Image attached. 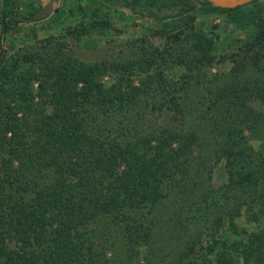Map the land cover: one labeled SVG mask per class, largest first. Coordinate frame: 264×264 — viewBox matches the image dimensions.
<instances>
[{
	"label": "trees",
	"instance_id": "1",
	"mask_svg": "<svg viewBox=\"0 0 264 264\" xmlns=\"http://www.w3.org/2000/svg\"><path fill=\"white\" fill-rule=\"evenodd\" d=\"M115 1L167 42H129L108 84L52 36L5 55L36 19L0 0V264H264L263 6ZM247 4L257 32L210 71L218 35L196 18ZM91 13L76 31L110 22Z\"/></svg>",
	"mask_w": 264,
	"mask_h": 264
},
{
	"label": "rangeland",
	"instance_id": "2",
	"mask_svg": "<svg viewBox=\"0 0 264 264\" xmlns=\"http://www.w3.org/2000/svg\"><path fill=\"white\" fill-rule=\"evenodd\" d=\"M20 9L25 16L34 15L36 20L23 21L21 29L14 33H7L3 41L6 49L5 55H10L19 47L32 46L41 51L47 46L46 39L51 36L65 42L63 52L72 53L86 62L97 61L104 63L106 70L102 80L113 83L117 79L113 69L118 67L122 57L130 52L129 42L147 36L157 47L163 48L167 42L166 37L154 34V25L148 16H142L126 10L122 4L115 0H61L58 9L53 11L51 18L45 17L58 0H18ZM257 4L263 6L264 0ZM255 4H247L230 11L201 13L196 18V28L202 33L218 35L212 52L216 55L215 63L210 71L227 73L230 69L228 60H220L222 54H229L243 40L250 39L258 29L252 21L250 8ZM107 12L110 22L88 32L76 31L74 28L81 22L88 23L92 10ZM41 17V18H40ZM49 18V19H48ZM73 28V33L69 32ZM181 42H176L180 49ZM123 67V66H121ZM209 69V67H208ZM185 70L184 65L167 62L164 71L168 77L177 78ZM134 74V83H139L141 71ZM223 172L216 167L215 180L221 179Z\"/></svg>",
	"mask_w": 264,
	"mask_h": 264
},
{
	"label": "water",
	"instance_id": "3",
	"mask_svg": "<svg viewBox=\"0 0 264 264\" xmlns=\"http://www.w3.org/2000/svg\"><path fill=\"white\" fill-rule=\"evenodd\" d=\"M61 0H58L57 3H56V6L59 5ZM214 1L215 3H218V4H221V5H226V6H229V7H233V6H237V5H241V4H244V3H247L251 0H212ZM55 10L52 9V11L46 16L48 17L50 14L53 13V11Z\"/></svg>",
	"mask_w": 264,
	"mask_h": 264
},
{
	"label": "flooded vegetation",
	"instance_id": "4",
	"mask_svg": "<svg viewBox=\"0 0 264 264\" xmlns=\"http://www.w3.org/2000/svg\"><path fill=\"white\" fill-rule=\"evenodd\" d=\"M54 8H56V6H55ZM54 8H53V9H54ZM55 10H56V9H55ZM55 10H54V11H55ZM51 11H52V10H51ZM51 11H50V12H51ZM50 12H49V13H50ZM45 17H46V16H45ZM35 19H36V18H35Z\"/></svg>",
	"mask_w": 264,
	"mask_h": 264
}]
</instances>
